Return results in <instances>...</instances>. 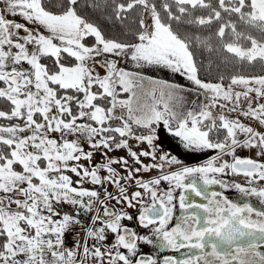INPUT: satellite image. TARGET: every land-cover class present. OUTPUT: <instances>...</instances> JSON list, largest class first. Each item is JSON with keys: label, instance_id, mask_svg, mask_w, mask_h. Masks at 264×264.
Listing matches in <instances>:
<instances>
[{"label": "snow or ice", "instance_id": "snow-or-ice-1", "mask_svg": "<svg viewBox=\"0 0 264 264\" xmlns=\"http://www.w3.org/2000/svg\"><path fill=\"white\" fill-rule=\"evenodd\" d=\"M0 264H264V0H0Z\"/></svg>", "mask_w": 264, "mask_h": 264}, {"label": "crops", "instance_id": "crops-1", "mask_svg": "<svg viewBox=\"0 0 264 264\" xmlns=\"http://www.w3.org/2000/svg\"><path fill=\"white\" fill-rule=\"evenodd\" d=\"M128 67L130 68L131 66L129 65ZM155 75L159 78L169 79V80L175 81L177 83L187 85V81L178 75L173 76L171 73H166V72H158ZM186 95H187V99L189 102V106H191V101L198 99L197 94L195 92L188 93ZM199 99H203V98L199 97ZM164 144L168 150L172 151L173 154H175L179 158L183 159L185 161V163H188V164L199 163L203 159L206 158L205 156H202V155L194 158L190 155L185 154L182 147H178L177 142L174 139H172L171 137L165 136ZM211 154H212L211 152L207 153V155H211Z\"/></svg>", "mask_w": 264, "mask_h": 264}, {"label": "flooded vegetation", "instance_id": "flooded-vegetation-1", "mask_svg": "<svg viewBox=\"0 0 264 264\" xmlns=\"http://www.w3.org/2000/svg\"><path fill=\"white\" fill-rule=\"evenodd\" d=\"M237 182H240V183H243L244 180L242 177H236L235 178ZM230 199H232L233 201L235 202H241V197H240V194H238L237 192H235L234 190L232 191H229L226 193ZM251 203L255 204L257 207H259L258 203L256 202L255 198H252L250 200Z\"/></svg>", "mask_w": 264, "mask_h": 264}, {"label": "rangeland", "instance_id": "rangeland-1", "mask_svg": "<svg viewBox=\"0 0 264 264\" xmlns=\"http://www.w3.org/2000/svg\"><path fill=\"white\" fill-rule=\"evenodd\" d=\"M250 153L247 152V150H245L244 152H241L240 155L242 156H246V155H249Z\"/></svg>", "mask_w": 264, "mask_h": 264}]
</instances>
